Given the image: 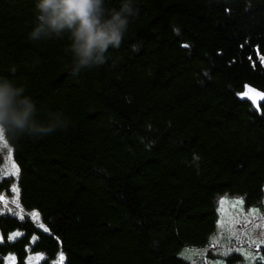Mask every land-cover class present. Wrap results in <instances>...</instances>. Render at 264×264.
<instances>
[{
  "label": "trees",
  "instance_id": "trees-1",
  "mask_svg": "<svg viewBox=\"0 0 264 264\" xmlns=\"http://www.w3.org/2000/svg\"><path fill=\"white\" fill-rule=\"evenodd\" d=\"M35 2L0 0V76L38 118L60 111L70 125L5 140L19 203L48 231L0 215V259L189 264L178 252L206 244L219 196L264 210V102L241 99L245 86L264 93V0H134L119 49L78 75L67 35L29 39Z\"/></svg>",
  "mask_w": 264,
  "mask_h": 264
},
{
  "label": "clouds",
  "instance_id": "clouds-1",
  "mask_svg": "<svg viewBox=\"0 0 264 264\" xmlns=\"http://www.w3.org/2000/svg\"><path fill=\"white\" fill-rule=\"evenodd\" d=\"M32 41L69 39L71 74L104 65L109 49H119L129 24L138 15L134 0H120L119 7H106V0H36ZM115 66V65H114ZM24 86L0 76V137L43 138L67 130L70 121L60 111L37 115L35 101Z\"/></svg>",
  "mask_w": 264,
  "mask_h": 264
},
{
  "label": "rangeland",
  "instance_id": "rangeland-1",
  "mask_svg": "<svg viewBox=\"0 0 264 264\" xmlns=\"http://www.w3.org/2000/svg\"><path fill=\"white\" fill-rule=\"evenodd\" d=\"M13 165L16 167L10 146L5 139H2L0 140V197H2L0 199V215L18 219L28 218L35 223L38 229L43 230L40 227L43 223L39 219L38 212L35 209L25 210L19 203L15 185L17 174H12ZM3 180L11 181L3 184ZM215 209V229L208 237L206 244L201 247L182 248L178 252V257L189 264H255L263 262L259 255V246L264 243V210L261 212L256 206L245 207L243 199L239 195L219 196L216 199ZM250 210H254L258 215H250ZM34 212L37 213L35 217L32 215ZM17 232L22 234L19 230L15 231L8 234L6 240L8 242L15 240L20 235L13 239L8 237ZM3 239L0 234V243L3 242ZM34 240L32 238L31 243ZM37 256L42 258L44 255L28 253L26 263L37 264L41 259H36ZM201 257L203 259H200ZM0 260L2 264H14L15 259L12 254H7Z\"/></svg>",
  "mask_w": 264,
  "mask_h": 264
},
{
  "label": "snow or ice",
  "instance_id": "snow-or-ice-1",
  "mask_svg": "<svg viewBox=\"0 0 264 264\" xmlns=\"http://www.w3.org/2000/svg\"><path fill=\"white\" fill-rule=\"evenodd\" d=\"M257 56H258V58L260 59V62L261 63H264V56H260V54H259V52L257 53ZM245 92L244 93H242L241 95L243 96V97H247V98H249L250 100H252V102H253V104L255 105V106H257V108H259V101L260 100H264V93H261V92H257V91H255V90H253V89H251L249 86H245ZM3 138L2 137H0V140H2ZM18 169L15 167V165H13V175H16V174H18ZM0 199H2V197H0ZM13 202H15V201H13ZM233 203H236V204H240V203H242V202H233ZM249 214L250 215H258V213H255V211L254 210H250L249 211ZM34 217L35 216H37V213H33L32 214ZM40 227L41 228H43V230L45 231V232H47L48 231V229L47 228H45L43 225H40ZM19 235H21L19 232H17V233H14V234H12V235H10L8 238L9 239H13L14 237H16V236H19ZM33 239H35V237L33 238ZM225 255H226V253H225ZM36 259H40L41 257H39V256H37V257H35ZM261 259L262 260H264V257H261ZM60 261L62 262L63 261V255H61V257H60Z\"/></svg>",
  "mask_w": 264,
  "mask_h": 264
},
{
  "label": "water",
  "instance_id": "water-1",
  "mask_svg": "<svg viewBox=\"0 0 264 264\" xmlns=\"http://www.w3.org/2000/svg\"><path fill=\"white\" fill-rule=\"evenodd\" d=\"M250 88H251V87H250ZM251 89H253V90L257 91V92H260V91L254 89V88H251ZM245 90H246V89L244 88L243 93L245 92ZM261 93H262V92H261ZM241 99L248 101L249 103L252 104V106H253L255 109H257V106H255V105L253 104L252 100H250L249 98H247V97H243V96L241 95ZM263 102H264V100H260L258 103H259V105H261Z\"/></svg>",
  "mask_w": 264,
  "mask_h": 264
},
{
  "label": "bare ground",
  "instance_id": "bare-ground-1",
  "mask_svg": "<svg viewBox=\"0 0 264 264\" xmlns=\"http://www.w3.org/2000/svg\"><path fill=\"white\" fill-rule=\"evenodd\" d=\"M252 247H255V246H252ZM200 259H203V257H201ZM236 259H237V256H236ZM236 259H235V260H236Z\"/></svg>",
  "mask_w": 264,
  "mask_h": 264
}]
</instances>
